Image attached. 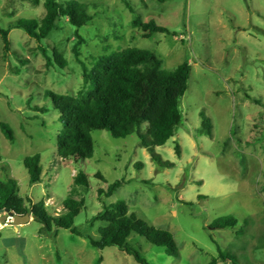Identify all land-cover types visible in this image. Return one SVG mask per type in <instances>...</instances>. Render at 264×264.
<instances>
[{
  "label": "rangeland",
  "instance_id": "1",
  "mask_svg": "<svg viewBox=\"0 0 264 264\" xmlns=\"http://www.w3.org/2000/svg\"><path fill=\"white\" fill-rule=\"evenodd\" d=\"M57 1L85 5L92 20L76 28L60 19L58 29L40 43L12 29L6 55L0 38V122L15 137L11 144L0 131V180L15 179L19 195L32 203L44 200L53 217L66 214L67 198L83 199L85 207L74 226L84 236L59 229L53 237L41 232L33 218L19 228L12 224L0 231V264H137L115 247L99 251L86 239L98 238L103 224L89 223L102 208L97 190L116 181L124 184L103 203L125 201L130 213L169 231L178 245V256L170 257L144 238L131 236V244L150 264H207L220 250L233 253L238 264H264V0H125L130 8L122 0ZM44 14L42 1L0 0L2 29L19 18L41 19ZM136 17L154 20L169 34L143 38L132 26ZM75 32L84 39L78 49L87 67L98 56L126 48L153 52L163 69L190 65L181 100L183 124L154 149L172 167L153 161L135 133L115 139L105 130L91 133L92 158L75 163L58 157L62 125L46 92L80 89ZM40 47L49 56L58 49L67 67H46ZM202 119L210 121L211 136L199 132ZM34 154L40 155L42 180L31 185L23 160ZM80 171L88 177V188L74 183ZM227 215L236 217V227H210Z\"/></svg>",
  "mask_w": 264,
  "mask_h": 264
},
{
  "label": "trees",
  "instance_id": "2",
  "mask_svg": "<svg viewBox=\"0 0 264 264\" xmlns=\"http://www.w3.org/2000/svg\"><path fill=\"white\" fill-rule=\"evenodd\" d=\"M35 5H42L45 14L41 19L19 18L6 29L0 28L2 51L10 52L11 43L8 35L12 29H21L37 43L58 29L60 19H65L73 27L86 26L92 17L87 14L86 6L77 1L61 4L57 0H32ZM162 1V0H158ZM127 8V1L122 0ZM132 11V10H130ZM133 28L142 31L143 38L154 33L169 34L165 27L158 26L154 20L143 22L136 17L132 21ZM77 42L73 47L75 61L81 68L82 83L75 93L59 94L48 90L47 97L59 114L62 130L56 138L57 155L62 160H73L75 163L92 158L94 142L92 131L105 130L115 139L125 138L133 133L138 136L139 144L146 148L151 158L159 166L172 167L170 162H162L154 149L161 147L172 138L183 124L184 115L181 106L182 97L187 90L190 65L184 62L174 69H163L161 60L153 52L139 48H126L122 51L101 55L92 60L91 66L80 59L79 46L84 39L74 33ZM45 59V66L67 67V60L58 49L53 48L51 55L39 48ZM37 112H45L43 107H35ZM144 127V131L142 130ZM0 131L7 141L14 143L15 137L11 127L0 122ZM201 134L211 136V123L202 119ZM175 152L180 155L179 145ZM31 185L42 180L40 155L27 156L23 160ZM103 179L100 174L96 175ZM74 183L83 188L89 187L87 175L80 171ZM124 181H116L105 190L98 189L97 197L101 211L89 220V223L101 222L98 238L87 236L89 244L96 250L115 247L129 255L137 264H150L140 251L129 241L131 236L144 238L149 244L162 248L167 256L177 257L179 248L172 233L156 228L145 220L130 213L125 201H117L110 205L103 203L119 189ZM66 214L53 217L48 214L44 200L32 203L19 195L15 179L7 177L0 180V212L8 210L18 216H33L41 224V232L56 236L59 229L68 230L75 236L83 237L84 232L74 226V218L84 209L83 199L71 197L65 200ZM238 220L233 215L215 219L211 226L216 229H232ZM101 259V258H99ZM228 262L238 264L236 256L229 251H219L218 258L207 264Z\"/></svg>",
  "mask_w": 264,
  "mask_h": 264
},
{
  "label": "water",
  "instance_id": "3",
  "mask_svg": "<svg viewBox=\"0 0 264 264\" xmlns=\"http://www.w3.org/2000/svg\"><path fill=\"white\" fill-rule=\"evenodd\" d=\"M0 213H6L7 215H3L1 218V222H5V220L7 219V216H11L13 218L12 224L15 227H18L24 223H27L31 218L34 219V217L31 215H25V216H18L13 214L12 212L5 210V211H1Z\"/></svg>",
  "mask_w": 264,
  "mask_h": 264
},
{
  "label": "built area",
  "instance_id": "4",
  "mask_svg": "<svg viewBox=\"0 0 264 264\" xmlns=\"http://www.w3.org/2000/svg\"><path fill=\"white\" fill-rule=\"evenodd\" d=\"M3 215H7V214L6 213H0V231L3 228L12 225V221H13V218L11 216H7V219L5 220V222H1V218Z\"/></svg>",
  "mask_w": 264,
  "mask_h": 264
}]
</instances>
